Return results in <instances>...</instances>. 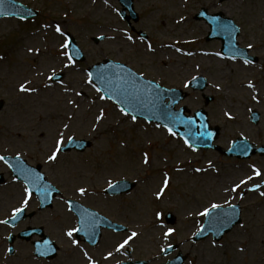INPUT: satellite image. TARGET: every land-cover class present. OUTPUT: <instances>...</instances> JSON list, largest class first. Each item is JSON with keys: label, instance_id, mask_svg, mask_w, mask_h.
Masks as SVG:
<instances>
[{"label": "rangeland", "instance_id": "1", "mask_svg": "<svg viewBox=\"0 0 264 264\" xmlns=\"http://www.w3.org/2000/svg\"><path fill=\"white\" fill-rule=\"evenodd\" d=\"M19 1L40 15L26 22L0 21V156L20 155L32 165H41L61 195L53 207L43 210L32 195L26 208L35 212L32 218L16 227L0 223V264H89L88 257L96 264L135 260L160 264L178 252L187 257L185 264H264V156L240 160L216 150L189 148L162 126L123 115L87 83V69L93 64L105 58L126 63L164 86L187 90L181 105L192 111L207 109L211 124L221 127L216 142L224 149L240 136L260 146L264 144V0H135L140 15L133 23L136 31L119 15L117 0ZM201 7L232 17L241 27L240 45H252L250 53L257 61L246 64L216 55L220 41H207V24L194 18ZM56 24L65 35L76 38L85 61L65 67L69 61L60 45L66 37L54 31ZM53 70L62 73L60 81L48 79ZM199 75L209 82L204 93L188 87ZM247 81L252 87L245 85ZM22 83L35 91L21 92ZM204 94L213 100L206 104ZM254 110L261 114L257 124L251 120ZM101 112L103 119L97 121ZM59 133L64 134V145L75 137L90 140L91 146L83 152L61 151L50 162L48 155ZM253 168L261 175L256 176ZM0 171L6 172L9 182L0 185V221H5L23 206L26 186L13 180L3 160ZM165 174L170 177L169 186L158 199ZM249 176L252 179L237 192L230 190ZM120 179L136 180L135 188L118 196L103 191L109 182ZM81 187L86 189L84 195L78 191ZM68 199L81 201L128 230H103L95 247L77 239L75 233L69 238L66 232L78 222L69 211ZM237 202L243 206L242 224L220 242L192 241L205 218L198 213L212 203ZM167 213L174 215L175 224L166 222ZM28 227L44 228L60 247L57 257L39 258L33 241L19 238L14 254H9V234ZM169 228L175 232L165 238ZM132 232L138 235L116 252V246ZM36 239L40 237L34 235L31 240ZM169 244H176V250L164 254L162 249ZM109 252L112 256L105 259Z\"/></svg>", "mask_w": 264, "mask_h": 264}, {"label": "water", "instance_id": "2", "mask_svg": "<svg viewBox=\"0 0 264 264\" xmlns=\"http://www.w3.org/2000/svg\"><path fill=\"white\" fill-rule=\"evenodd\" d=\"M0 11L6 13L9 16H34L30 9L23 7L21 4L13 0H0ZM4 16V15H0ZM209 22L213 26V32L209 38L220 37L225 44L224 52L226 54L232 55H242L246 54L245 50L239 49L236 36L238 34V29L232 25L230 20H222L219 16L209 17ZM74 48V46H73ZM75 49V48H74ZM239 49L240 51H237ZM80 57V53L77 55ZM107 68V73L104 75L111 79L114 83L119 86L126 88L129 93H135L134 102L136 103V109L128 107L127 110L132 115L137 118L143 117L148 121H153L156 123L164 124L167 127H171L175 133L180 134L185 139L188 140L195 148H214L221 150L219 146L213 145L219 134V128H210L208 125V117L204 110H198L194 116H186V107L179 110L175 109V105L183 98L182 92L178 90H168L160 87L156 83L151 82L150 86L146 85L147 80L140 76H137L125 65L116 64L112 62H107L105 65H100L95 67L92 71L93 79L95 80L96 75L99 72ZM131 73V75H129ZM125 76L127 78H125ZM96 81V80H95ZM150 82V81H147ZM197 87L204 89L206 86V81L199 78L195 81ZM98 84V83H97ZM100 87V85L98 84ZM107 95L106 93H104ZM170 99L166 102V99ZM121 107H125L124 104L120 102L116 96H112ZM175 121H183L175 122ZM202 133H211L210 136H202ZM89 142H71L64 148V150H69L73 147L84 150L86 146H89ZM246 146V150H245ZM261 152L264 154V148H254V146L248 145L245 140L240 139L234 142L233 148L226 151L227 154L236 155L238 157L244 158L248 157L255 152ZM11 165L14 174L19 179L23 180L31 189L32 192L36 193L42 203V208L51 206L52 200L58 190L52 186L45 178L44 174L40 172V167H32L26 164V162L21 158H10L7 159ZM21 168L28 169L31 171V176L29 179L25 178L24 172ZM134 184L120 182L115 184L109 191L117 193L120 191H128ZM72 209L76 212L79 217V223L81 219L85 221L82 225L80 223L81 231L78 235H84L86 240H89L92 244L97 243L100 236L101 227H115L121 229V226L111 223L108 219L102 217L95 211H92L86 207H83L77 202L70 201ZM24 214L21 212L15 219H12L10 223L15 224ZM240 221V207L236 206L233 208H219L213 210L211 216H207L206 223L195 240H199L207 237L211 232L216 240H219L224 232L229 231L236 223ZM38 232H41L39 230ZM48 239L38 244V254L40 253V246L47 245ZM56 254V248L51 245L50 252L46 255L48 257H53ZM184 258L182 256L177 257L175 260L170 261L168 264H183ZM127 264H146L144 262L127 263Z\"/></svg>", "mask_w": 264, "mask_h": 264}, {"label": "snow or ice", "instance_id": "3", "mask_svg": "<svg viewBox=\"0 0 264 264\" xmlns=\"http://www.w3.org/2000/svg\"><path fill=\"white\" fill-rule=\"evenodd\" d=\"M105 2H107V0H105ZM0 15H6V13H3L2 11H0ZM54 31L56 33H58L61 37L65 36L64 30H62V28H61V26L59 24H56L54 26ZM128 39L131 40L132 37L129 36ZM70 45H71V40L70 39H65L60 45V47L65 50L62 54L64 56H66L67 60L69 61V63L66 64L65 67L72 66L75 63V60L73 58L74 55H78L79 54V50L78 49H72L71 51H68V49L70 48ZM248 47L251 48L252 45L249 44ZM149 48H151L150 45H149ZM29 51H32V49H29ZM37 51H39V50H37ZM177 51H179V49H177ZM237 51H240V50L237 49ZM216 55H220V54L217 53ZM232 58L235 59L236 58L235 55H233ZM244 62L246 64L250 63V61H248V60H245ZM129 75H131V73H129ZM87 76H88V79H87V83L88 84L92 85L97 92L103 91L104 93L107 94V95H102L100 97V99H111L112 96H116L118 99H120V102L125 105V107L120 108V111H121V113H123V115H125V116L129 115V111L127 110L128 107H131L134 110L136 109L137 105L134 102V98L136 96L135 93H129L126 88H123V87L119 86L118 84L114 83L111 79H108L104 75L103 72H99L96 75V77H95V80L100 85V87H97L96 84L93 83V73L92 72H88ZM54 77H55V70H53V74L51 76H49L48 79L52 80ZM150 83L151 82H147V81L145 82V84L149 85V86H150ZM249 87H252V85L250 84ZM19 90L21 92L35 91L34 88H29L24 83L20 84ZM65 91H67V89H65ZM77 95H79V93H77ZM69 103H74V101L70 100ZM131 118H132L133 121H135L137 119V117L135 115H133ZM101 119H103V112H101V114L97 117V121H99ZM175 122L182 123L183 121H175ZM68 127H69V125H67V124L64 125L65 129H67ZM167 131L173 136L176 135V133L173 131V129L171 127H168ZM201 135L202 136H204V135L210 136L211 133H202ZM64 142H65L64 134L63 133H59L58 134V138L55 139L53 148H52L50 154L48 155V161L51 162V161H56L57 160L58 156L61 154ZM184 143L189 148H192V145L188 142L187 139H185ZM245 150H246V146H245ZM0 160H4L5 162H7L6 158L4 156H0ZM144 163L145 164L148 163V156H147L146 153L144 155ZM209 166L211 167V163H210ZM21 171L24 172L26 179L30 178V176H31V171L30 170L21 168ZM196 171L199 172V171H201V169H196ZM253 171H254L256 176H260L261 175L259 169L253 168ZM250 179H252L251 176H249L247 179H241L240 182L235 184L230 190L232 192H237L241 188V186L245 185L247 183V181L250 180ZM169 182H170V177H168L167 174H165V176L163 178V181H162L163 187L156 194L158 199L163 195L164 190L169 186ZM109 187H113V185L110 182H109ZM78 191H79V193L81 195H84L86 193V189L83 188V187L79 188ZM24 192H25L26 195H25V198L23 200V206L15 208L13 210V217H12L13 219H15L16 214L22 212L24 210V208L27 207L29 199L32 196V191H31L30 188H25ZM261 195H264V193H261ZM226 203H227V201H226ZM221 207H222V205H220V204L212 203L210 208H205L202 212H200L198 214L201 215V216H211L212 213H213V210L219 209ZM229 207L235 209L236 206L232 205V204H229ZM69 211H71V207H69ZM159 215H160V213H157L158 217H159ZM0 223L7 224L8 222L7 221H0ZM80 223L83 225L85 223V221L83 219H81ZM79 231H81V228H79V227L70 228L66 232V235L69 238H72L74 233L79 232ZM200 231H203V229H201ZM174 232H175V229L169 228L166 232H164V237L168 238ZM137 235H138V233L132 232L126 239L123 240L122 243H119L116 246L115 251L116 252H120L122 249H125V247L129 244V242L131 240H133V238H135ZM72 242H73V244H77V245L79 243V241H76V240H73ZM169 247H171V245H169ZM9 251H11V249H9ZM162 251H166V249H162ZM84 255L86 257H88L87 252H85ZM111 256H112V252H109L108 255L105 257V259H108ZM88 261H89V264H96V262L93 261L91 259V257H88Z\"/></svg>", "mask_w": 264, "mask_h": 264}]
</instances>
